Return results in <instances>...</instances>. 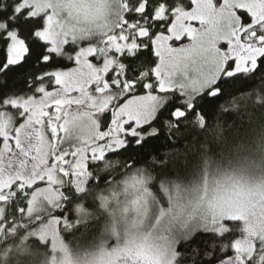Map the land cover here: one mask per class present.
Segmentation results:
<instances>
[{
  "label": "snow or ice",
  "instance_id": "6c2138e0",
  "mask_svg": "<svg viewBox=\"0 0 264 264\" xmlns=\"http://www.w3.org/2000/svg\"><path fill=\"white\" fill-rule=\"evenodd\" d=\"M257 153L264 0H0V264H264Z\"/></svg>",
  "mask_w": 264,
  "mask_h": 264
},
{
  "label": "rangeland",
  "instance_id": "374dc122",
  "mask_svg": "<svg viewBox=\"0 0 264 264\" xmlns=\"http://www.w3.org/2000/svg\"><path fill=\"white\" fill-rule=\"evenodd\" d=\"M247 164H244L246 176V183L248 186L257 189L261 184H264V168H261V163L264 162V159H260L258 161H251L248 162L244 160ZM258 163V164H257ZM253 165L251 167L250 165ZM227 170V166H225ZM226 180L225 175H221L217 173L215 170H210L206 173V187L208 196L211 197L214 188L217 186L218 183H223ZM77 257L74 255H59L55 256L52 259V264H75Z\"/></svg>",
  "mask_w": 264,
  "mask_h": 264
},
{
  "label": "trees",
  "instance_id": "16d2710c",
  "mask_svg": "<svg viewBox=\"0 0 264 264\" xmlns=\"http://www.w3.org/2000/svg\"><path fill=\"white\" fill-rule=\"evenodd\" d=\"M260 159H264V155L259 154V153H257V154H253V155H249V156H247V157L244 158V160H247V161L250 162V163H251V161H253V160L258 161V160H260ZM243 164H247V163L244 161ZM257 164H258V163H257ZM250 166L253 167L252 164H251ZM260 166H261V168H264V162H262ZM225 169H226V168H225Z\"/></svg>",
  "mask_w": 264,
  "mask_h": 264
}]
</instances>
